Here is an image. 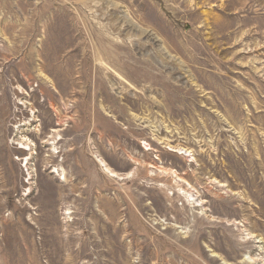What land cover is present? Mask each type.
<instances>
[{
	"label": "rangeland",
	"instance_id": "374dc122",
	"mask_svg": "<svg viewBox=\"0 0 264 264\" xmlns=\"http://www.w3.org/2000/svg\"><path fill=\"white\" fill-rule=\"evenodd\" d=\"M0 264H264V0H0Z\"/></svg>",
	"mask_w": 264,
	"mask_h": 264
},
{
	"label": "bare ground",
	"instance_id": "6f19581e",
	"mask_svg": "<svg viewBox=\"0 0 264 264\" xmlns=\"http://www.w3.org/2000/svg\"><path fill=\"white\" fill-rule=\"evenodd\" d=\"M120 78V77H119ZM23 145V144H22ZM27 149V148H26ZM54 148H53V152H54ZM101 163V162H100ZM103 166V169H104V171L106 172V173H108L109 174V176H111V177H114L115 178V174H113L109 169H107L104 165H102ZM55 171H53V173H54ZM63 179H64V177H63Z\"/></svg>",
	"mask_w": 264,
	"mask_h": 264
}]
</instances>
